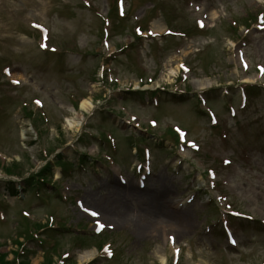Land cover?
<instances>
[{"label": "rangeland", "instance_id": "obj_1", "mask_svg": "<svg viewBox=\"0 0 264 264\" xmlns=\"http://www.w3.org/2000/svg\"><path fill=\"white\" fill-rule=\"evenodd\" d=\"M259 67L264 0H0V264H264ZM47 147L73 166L34 187L56 164L41 161ZM13 163L22 177L5 174ZM146 191L185 234L137 237L89 217L147 209L134 195ZM37 223L64 226L22 236Z\"/></svg>", "mask_w": 264, "mask_h": 264}, {"label": "bare ground", "instance_id": "obj_2", "mask_svg": "<svg viewBox=\"0 0 264 264\" xmlns=\"http://www.w3.org/2000/svg\"><path fill=\"white\" fill-rule=\"evenodd\" d=\"M258 1V0H257ZM260 1V0H259ZM213 21L216 19V13L208 15V19ZM210 84L208 81L198 82V88L203 89L208 87ZM80 109L84 112L91 113L94 110V106L91 101L85 99L81 102ZM81 124H79L80 127ZM140 201L143 200L144 205H147V209L140 207L137 213H131L128 209H114L108 208L107 212L105 210H100L99 213H96L95 219L100 222L110 221L115 225H130L135 231L137 237H150L157 238L164 237V235L169 238L170 234H179L183 235L187 232L186 226L183 225V218L179 212L171 211L169 208L170 205H164L162 200L161 191L144 192L143 194H134ZM137 210V211H138ZM148 213V215H145ZM167 233V234H166ZM169 234V235H168ZM162 261L164 260L161 258Z\"/></svg>", "mask_w": 264, "mask_h": 264}, {"label": "trees", "instance_id": "obj_3", "mask_svg": "<svg viewBox=\"0 0 264 264\" xmlns=\"http://www.w3.org/2000/svg\"><path fill=\"white\" fill-rule=\"evenodd\" d=\"M33 115L34 114L31 111H27L26 112V116L28 118H30V119L33 118ZM85 137H87V134H85L83 138H85ZM81 142H83L82 139H81ZM54 152H55V149L52 150L51 147H49V148L47 147L46 148V156L44 155V157L46 158V157L50 156L51 154H53ZM45 158H43L41 160H45ZM55 163H56L55 165H53L52 163L47 164L38 174L33 175L32 177H30L27 180L28 181V184H31L34 187L35 186L42 187L41 186L42 182L47 183V178L52 174V171H51L52 166H59V167H61L62 170L65 173H67L68 170L70 168H72V166H73V165H71L69 163H66L65 158H63L62 155H57V160L55 161ZM20 169H21V166L18 165L17 163H13L11 166H8V167H6V166L3 167V170H4L5 174L10 175V176L11 175H15L17 177H22L23 176L22 170H20ZM13 170H15L16 174H15V172L13 173ZM8 187L12 191V193H14L15 189H14L13 183H11V184L9 183V186ZM27 187H28V185L25 188H27ZM22 236L27 237L28 240L33 239V235L31 234V231L28 230V229H25V231L22 234Z\"/></svg>", "mask_w": 264, "mask_h": 264}, {"label": "snow or ice", "instance_id": "obj_4", "mask_svg": "<svg viewBox=\"0 0 264 264\" xmlns=\"http://www.w3.org/2000/svg\"><path fill=\"white\" fill-rule=\"evenodd\" d=\"M93 215H96V213H92Z\"/></svg>", "mask_w": 264, "mask_h": 264}]
</instances>
